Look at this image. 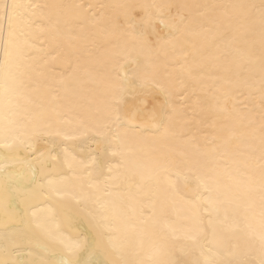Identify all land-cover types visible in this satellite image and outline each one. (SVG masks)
<instances>
[{"label": "bare ground", "instance_id": "bare-ground-1", "mask_svg": "<svg viewBox=\"0 0 264 264\" xmlns=\"http://www.w3.org/2000/svg\"><path fill=\"white\" fill-rule=\"evenodd\" d=\"M13 2L0 262L260 264L261 0Z\"/></svg>", "mask_w": 264, "mask_h": 264}, {"label": "snow or ice", "instance_id": "snow-or-ice-1", "mask_svg": "<svg viewBox=\"0 0 264 264\" xmlns=\"http://www.w3.org/2000/svg\"><path fill=\"white\" fill-rule=\"evenodd\" d=\"M21 7V5L13 2V3H8V0H3V3H0V9H3V15L6 20H8V37L6 40H4V54H3V60L2 64L5 68V92L7 93L8 91V84L7 80L9 78V68L10 66L14 63L15 57L19 54V48H18V40H17V35H16V29L13 27L12 20L14 17L17 16L18 14V9ZM133 7H140L142 10L147 9L148 7H155V8H160L163 7L161 5H143V6H133ZM255 7V6H252ZM260 33H261V55H262V61H264V0H261L260 3ZM0 38H2V30H0ZM226 58V57H225ZM262 67H264V63H262ZM145 79L148 80L150 79V74L146 73L145 74ZM262 93H264V81H262V87H261ZM117 101L122 99V97L117 96L116 97ZM262 146H264V138H262ZM262 159H264V154H262ZM264 167V165H262ZM187 179V176L184 177ZM169 180H171V177H168ZM196 179L204 186L206 191H211V189L208 187L207 184L204 183V181L197 176ZM259 193H260V208H261V215L264 217V172H262L261 176V183L259 187ZM211 198H209V203H211ZM207 211V209H205ZM260 243H261V249L264 251V234L261 235L260 237ZM65 244V249L68 253H75L78 251L81 247L80 243L77 241H71V240H66L64 242ZM2 264V262H0ZM62 264H80L79 261H73V260H65L62 262ZM89 264H106L105 261L100 260V261H90ZM157 264H185V262L178 261L175 259L172 255H168L167 258L162 259L157 262ZM198 264V262H197ZM207 264H217L216 261H208ZM222 264H233L232 261H225L222 262ZM260 264H264V258L260 260Z\"/></svg>", "mask_w": 264, "mask_h": 264}]
</instances>
